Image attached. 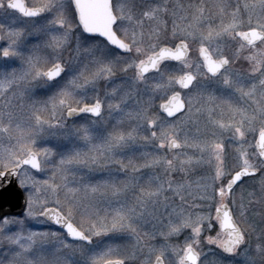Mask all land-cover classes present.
<instances>
[{
  "label": "snow or ice",
  "instance_id": "1",
  "mask_svg": "<svg viewBox=\"0 0 264 264\" xmlns=\"http://www.w3.org/2000/svg\"><path fill=\"white\" fill-rule=\"evenodd\" d=\"M0 264H264V0H0Z\"/></svg>",
  "mask_w": 264,
  "mask_h": 264
},
{
  "label": "water",
  "instance_id": "2",
  "mask_svg": "<svg viewBox=\"0 0 264 264\" xmlns=\"http://www.w3.org/2000/svg\"><path fill=\"white\" fill-rule=\"evenodd\" d=\"M16 211H19V209H15Z\"/></svg>",
  "mask_w": 264,
  "mask_h": 264
}]
</instances>
